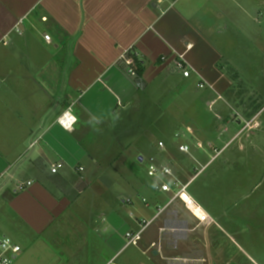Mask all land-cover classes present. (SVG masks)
Here are the masks:
<instances>
[{"label": "crops", "instance_id": "crops-1", "mask_svg": "<svg viewBox=\"0 0 264 264\" xmlns=\"http://www.w3.org/2000/svg\"><path fill=\"white\" fill-rule=\"evenodd\" d=\"M228 1L237 0H0V239L21 247L13 264H264L250 248L249 221L237 214L223 225L202 201L206 188L194 186L227 147L235 145L233 161L264 160V107L256 111V95L233 87L258 72L237 67L213 39ZM126 50L139 61L136 78L120 59ZM177 82L186 101L169 115L184 128L176 138L216 154L197 171L192 141L179 142L181 156L165 146L156 165L172 176L157 180L115 136L138 99ZM65 113L76 118L70 130L59 122ZM176 182L190 208L173 200ZM143 221L151 223L140 241L126 247Z\"/></svg>", "mask_w": 264, "mask_h": 264}, {"label": "rangeland", "instance_id": "rangeland-1", "mask_svg": "<svg viewBox=\"0 0 264 264\" xmlns=\"http://www.w3.org/2000/svg\"><path fill=\"white\" fill-rule=\"evenodd\" d=\"M223 8L230 9L231 12H229L230 15L217 17L212 22L222 31V35H213L214 42L219 44L222 52L229 54L237 67L240 69L251 67L258 72L254 74L253 78L243 81L246 85L240 80H234L233 87L241 89L243 92L245 90L253 92L256 99H253L252 104L255 110L259 111L264 107V0L228 1V6ZM245 75L248 76L247 73ZM177 83L179 84L172 83L170 85L169 83L170 89L166 95H162L155 89L149 90L148 97L143 96V99H138L134 104V108L139 113L134 111L130 118L123 120L119 125L118 135L115 136L118 139L117 147L121 153L129 155L134 162L138 160L139 155V157H143L141 172L144 170L146 173L147 161L152 160V163L156 165L159 157H165L163 155L165 153L159 148V143H163L167 151L172 149L174 156H181L178 152L179 142L182 140L192 141L189 142L191 153L198 160V163L192 162V165L197 171L205 167L216 154L210 150L204 154L203 150L196 149L192 138L186 136L176 138V133L182 134L184 128L178 123L173 127L169 115L170 113L178 114L181 102L186 101L178 98L176 94L177 90L185 87V84ZM167 84L168 80L163 83V85ZM155 85L153 84L152 87L154 88ZM200 92L204 93L205 91L201 90ZM204 108L207 109L206 106ZM172 110L174 112H171ZM137 116L140 118L138 119ZM236 118L237 116L234 117V119ZM259 121L264 124V109L260 112ZM122 123L126 128L122 127ZM246 127L244 125L243 129ZM123 131L124 135L121 136ZM230 137L231 134L227 135L225 139L230 140ZM234 146L227 147L228 149L223 150L210 165L205 167L198 174L194 186L206 188L204 194L201 195L202 201L211 211L213 210L218 215L221 214L222 224L227 222V218L237 214L242 219L249 221L248 225L252 228L253 238H255L254 242L251 241L250 248L257 256L254 259L259 261L258 258L261 259L260 257L264 253V245L260 243V239L264 235V160L253 157L249 162L245 160L233 161L232 149ZM204 149L206 150L207 147ZM160 178L155 177L157 180ZM259 243L260 246H258ZM132 251L133 248H129L123 258L128 257Z\"/></svg>", "mask_w": 264, "mask_h": 264}, {"label": "built area", "instance_id": "built-area-1", "mask_svg": "<svg viewBox=\"0 0 264 264\" xmlns=\"http://www.w3.org/2000/svg\"><path fill=\"white\" fill-rule=\"evenodd\" d=\"M46 41H50L49 36H45ZM120 59L123 61V63L126 66L127 73L131 76L136 78L137 77V71H136V62L135 59L131 56V51L126 50L121 54ZM177 66L179 69L183 71V76L188 77L189 73L184 70V65L183 63L179 62L177 63ZM199 88H203L202 84L198 85ZM73 116L67 113V115L63 114L61 118L59 119V122L62 127L65 129H71L73 125L75 124L76 120L73 121ZM187 132H190V129H187ZM198 148H202L201 144H197ZM159 148L161 150L164 149L163 143H159ZM179 151L182 153H189L190 152V147L188 145H180L179 146ZM61 167V165H55L52 167L51 172L56 173L57 170ZM147 175L148 177H170L172 176V172L169 168L167 167H162L158 168L155 164L150 163L147 169ZM32 183L29 182L27 184H20L16 187V192H23L28 186H30ZM174 187L176 189V194L173 200L175 199H180L182 200L187 207H189V203L187 200H184L183 196H187L186 193V187L181 186L178 182L174 183ZM160 190L162 192H172L173 189L170 185L168 184H162L160 186ZM189 198V197H188ZM190 199V198H189ZM190 202H193L190 199ZM190 208V207H189ZM203 218V216H202ZM151 222L148 221H143L141 224V230L138 232H127L125 235L126 238V247L128 246H134L136 245L140 239L143 231L149 226ZM22 249L21 247L15 243L11 238L9 237H2L0 239V264H13V261L16 259V257L21 253Z\"/></svg>", "mask_w": 264, "mask_h": 264}, {"label": "trees", "instance_id": "trees-1", "mask_svg": "<svg viewBox=\"0 0 264 264\" xmlns=\"http://www.w3.org/2000/svg\"><path fill=\"white\" fill-rule=\"evenodd\" d=\"M170 1H175V0H170ZM131 56L135 59V62H136V71H137V76H139L140 74H141V69H140V64H139V61H138V59H137V57H136V55L135 54H133V53H131Z\"/></svg>", "mask_w": 264, "mask_h": 264}, {"label": "clouds", "instance_id": "clouds-1", "mask_svg": "<svg viewBox=\"0 0 264 264\" xmlns=\"http://www.w3.org/2000/svg\"><path fill=\"white\" fill-rule=\"evenodd\" d=\"M65 115H67V113H65ZM72 119H73V121H75V120H76V118H75V117H73ZM73 130H74V129H73Z\"/></svg>", "mask_w": 264, "mask_h": 264}, {"label": "water", "instance_id": "water-1", "mask_svg": "<svg viewBox=\"0 0 264 264\" xmlns=\"http://www.w3.org/2000/svg\"><path fill=\"white\" fill-rule=\"evenodd\" d=\"M139 161H142V158H139Z\"/></svg>", "mask_w": 264, "mask_h": 264}]
</instances>
